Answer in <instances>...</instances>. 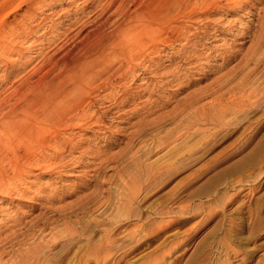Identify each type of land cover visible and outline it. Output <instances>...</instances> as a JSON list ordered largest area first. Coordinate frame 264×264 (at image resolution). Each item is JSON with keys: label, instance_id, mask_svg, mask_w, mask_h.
Returning a JSON list of instances; mask_svg holds the SVG:
<instances>
[{"label": "rangeland", "instance_id": "1", "mask_svg": "<svg viewBox=\"0 0 264 264\" xmlns=\"http://www.w3.org/2000/svg\"><path fill=\"white\" fill-rule=\"evenodd\" d=\"M100 1L102 2H99V5L105 0ZM243 3L245 4L235 0L230 3L231 6L224 5L204 15L202 19L201 16L194 20L178 18L177 22L182 21L186 29L174 28L161 33L159 37L162 42L158 45L151 46L149 42L143 47L130 45V42L125 44L123 51H116L122 55L121 59L116 60L111 55L108 61L111 66L122 64V69L126 71L114 74L113 78L103 83L100 93H91L94 103L90 104V107H83L86 114L83 112L82 119H73L74 123L71 121L68 128L63 127L65 130H62V134L59 130L61 127H57L59 136H64L61 140L58 138L54 143V139L46 141L40 136L41 139H35L36 148L21 145L22 150H32L35 154L31 157L25 155V163L23 158H20L18 168H10L9 171L13 172L14 176L11 173L5 175L7 187L13 186L7 189L15 190L11 191L12 194L9 192V196L0 191V221L5 223L0 222V228L2 225L3 229L9 228L4 230L5 233L12 231L11 227L20 228L15 233L23 232V238L26 236L28 239L30 236L32 240L35 238L36 242H40L41 233L43 240L41 239L40 243L46 241L47 248L43 247L37 259H32L34 264H264V100L259 103L258 108L251 109L242 116L239 112L233 114L230 110L222 116L218 115L216 124L219 126H214L213 123L214 127L211 129L206 128V123L203 122L206 119L203 116L198 123H186L185 119L199 105H209L208 101L213 97L212 91H205L198 105L188 108L177 118L169 120L168 116L160 123L161 126L156 127L158 129L147 125L148 122L168 113V108L172 107L174 101L182 105L184 97L195 88L204 89L210 83L218 82L213 79L214 76L234 66L247 54L245 52L251 41L249 38L252 34L259 33V23L264 22V0H250L242 6ZM99 5L97 0H0V98L11 93L13 84H16L14 81L17 82L36 62L39 63L44 53L53 52L54 46L64 37L63 41L66 37H72L80 22L90 23L98 13ZM92 6L97 9H92ZM77 20L79 21L76 22ZM21 21L28 25L25 24L27 28L24 25L25 30L22 33L18 28L20 33L17 32L18 36L11 39L12 35L16 36L17 33L13 32L17 31ZM36 25L37 30L33 31ZM12 27L15 29L13 32ZM6 31L8 37L3 35ZM9 32L13 34L9 36ZM5 43L16 46L23 50V53L27 51L21 56L22 61L17 58L16 53H5L2 56ZM230 45L232 46L229 47ZM40 50L42 54H39ZM185 50H189L188 54ZM226 50H236L235 53L232 51L231 60L224 58L229 53ZM214 51H218L217 54ZM14 59L17 61L13 65ZM28 59L31 61L26 66L22 65V62ZM143 60H146L145 63ZM198 63L199 65H196ZM19 66H24V70L18 69ZM171 66L174 69H171ZM227 66L228 68H225ZM159 77L167 81L164 79L163 82ZM170 79L174 81H169ZM184 79L188 83L184 82ZM212 86L213 84L210 87ZM149 89L153 91L149 92ZM171 94L176 98L172 99ZM163 96L167 99H163ZM123 98L125 102L121 100ZM108 106L110 107L107 109ZM1 111L5 110L2 108ZM7 116L4 119L9 117ZM29 118H20L19 126H25L26 130L35 128L37 123L28 122ZM139 120L145 125L144 129L137 123ZM224 122L228 126H221ZM171 131L175 133L170 137ZM188 134L192 136L187 137ZM25 137L30 138L29 135ZM67 137L76 145L66 143ZM160 141L164 142L160 144ZM154 144L160 145L157 147ZM55 145H59V148ZM66 148L70 152L66 151ZM41 151L42 155L38 156ZM11 152L7 153L8 158L13 157ZM47 155H50V158ZM53 155L57 159L51 157ZM56 155L60 156V160ZM134 158L139 160L133 161ZM140 163H148L151 174L143 182L139 193H136L131 176L134 177L138 173ZM19 170L21 171L17 172ZM16 172L21 173L22 179H18ZM209 212H212L213 216L206 219ZM2 228L0 230H3ZM53 236L56 239H53Z\"/></svg>", "mask_w": 264, "mask_h": 264}, {"label": "bare ground", "instance_id": "2", "mask_svg": "<svg viewBox=\"0 0 264 264\" xmlns=\"http://www.w3.org/2000/svg\"><path fill=\"white\" fill-rule=\"evenodd\" d=\"M41 1V0H40ZM43 1V0H42ZM47 1V0H46ZM49 1V0H48ZM84 1V0H83ZM96 1V0H95ZM235 0H105L103 3L100 0H97L99 5V11L96 13L95 17L88 23L89 21L80 22V24L77 26V30L75 31L74 35L71 37H66L65 41L64 38L60 43H57L54 46L53 52L51 53H44L42 56V60H40L39 63H35V66L32 67L30 71L25 72V74L22 76V78L18 79V83L15 85L13 84L11 88V93L6 97L0 98V110L2 108L5 111L0 112V191L7 193L9 196V192L14 189H11L9 191V186L7 187L6 184V178L5 175L13 172L9 171L10 168H18V161L20 158L22 159L25 155L27 157H31L34 154L31 151H28L27 149L20 148L21 145H31V147H35V139L40 138V136L44 137V140L51 141L53 140L54 143L58 141V138L61 140L62 135L59 136V132L56 130L57 127H61L60 134H62L63 127H67L70 124V122L73 119H82L83 116V107L88 106L94 103L92 98V92H101V86L103 83L108 82L111 77L117 73L122 74L126 70L122 69V64L111 66V63L108 61L109 57L113 55L116 60H120L119 52L116 53V51H123L125 48L123 47L125 44L130 42V45L137 44L138 46L143 45L146 42H149L151 46H155V44L158 45L159 42H162L161 37L159 35L161 33H165L166 31H170L174 28L178 29L181 27H184L186 29V26L183 24V22H177V19L179 18H188L189 20H194L201 16L204 17L207 14H210L211 12L216 11L217 9L221 8L224 5H230L231 2ZM241 2H245L248 4L250 0H238ZM35 2V1H34ZM94 2V1H93ZM253 3V2H252ZM235 4V2H234ZM85 5V4H84ZM93 5V4H92ZM86 6V5H85ZM231 6V5H230ZM235 6V5H234ZM83 7V6H82ZM228 7V6H227ZM92 9L93 6L91 7ZM243 8V7H242ZM81 9V8H80ZM83 9V8H82ZM97 9V8H96ZM84 10V9H83ZM81 10V11H83ZM243 10V9H242ZM64 11V10H63ZM76 12H79L75 9ZM86 11V8H85ZM32 12V11H31ZM238 13V12H237ZM32 14V13H31ZM35 14V13H34ZM33 15V14H32ZM31 15V17H33ZM51 15V14H50ZM203 15V16H202ZM217 15V14H216ZM26 17V16H24ZM28 17V15H27ZM62 18V17H61ZM76 18H79L76 16ZM24 20V19H23ZM73 20V19H72ZM181 20V19H180ZM185 20V19H184ZM205 20V19H204ZM218 20V19H217ZM50 21V20H49ZM71 21V20H70ZM77 20L76 22H78ZM188 21V20H187ZM22 22V21H21ZM75 22V20L73 21ZM194 22V21H193ZM196 22V21H195ZM70 23V22H69ZM72 23V21H71ZM191 23V22H190ZM211 23V22H208ZM26 24V23H25ZM24 22H22L19 26H17V31H14V27H12L13 33H22V31L25 30L26 25ZM61 24V23H60ZM75 24V23H74ZM25 25V27H24ZM71 25V24H70ZM68 25V26H70ZM229 25V24H228ZM28 26V25H27ZM54 26V25H53ZM253 26V25H252ZM16 27V26H15ZM125 27V29H123ZM208 27V26H207ZM225 27V26H224ZM18 28L20 31H18ZM27 28V27H26ZM259 33L258 34H250L248 37H251L250 44L248 45V48L241 59L238 60V62L234 65L228 68L230 66L228 64V68L226 71H221V73L218 76H214L213 79H217L218 82L216 83H210L207 85V88H195L194 91L190 92L189 95H186L184 97L183 104L175 103L177 101H174L171 108L168 111V113H165L164 115H161L157 120H152L151 122H148L147 125L150 127H158L160 123L165 121L168 116L169 120L177 118L178 115L184 113L188 108L192 107L195 104H199L201 99L204 97L205 91H212L213 97L209 99L208 106L201 104L196 109H194V112L188 116L187 119H185L186 123H198L201 120V116H203L206 120L203 122L206 123V128L211 129L214 126H219L216 124V117L218 115H221L226 113L227 111H233L234 113H238L240 116L246 114L249 112V110L258 108L259 103H261L262 100H264V22L259 23ZM66 29V28H65ZM64 29V30H65ZM69 29V28H68ZM182 29V28H181ZM253 29V27H252ZM251 29V30H252ZM33 31L37 30V25L34 26L32 29ZM72 30V29H71ZM227 30V29H226ZM250 30V31H251ZM67 31V30H66ZM168 31V32H169ZM208 31V30H207ZM247 31V30H246ZM10 33L9 36L13 33ZM249 32V31H248ZM18 33L16 36L12 35L11 39L14 37L16 38L18 36ZM65 33V32H64ZM70 33V32H69ZM73 33V31L71 32ZM176 33V32H175ZM174 33V34H175ZM199 33V32H198ZM8 32L6 31V34H3L4 36H7ZM51 34V33H50ZM187 34V33H186ZM20 35V34H19ZM27 35V33H26ZM163 35V34H162ZM177 35V34H176ZM195 35V34H194ZM200 35V34H199ZM161 36V35H160ZM187 36V35H185ZM193 36V35H192ZM206 38L209 36L206 34ZM8 37V36H7ZM79 37V40H75L74 38ZM163 37V36H162ZM190 37V36H187ZM186 37V38H187ZM210 38V37H209ZM10 39V41H11ZM52 39V38H51ZM78 39V38H77ZM182 39V38H180ZM204 39V38H203ZM248 39V40H249ZM26 40V39H25ZM46 40V39H45ZM49 40V39H48ZM75 40V41H74ZM185 40V39H184ZM202 40V39H201ZM51 41V40H50ZM60 41V40H59ZM9 42V41H8ZM177 42V41H176ZM200 42V41H199ZM185 43V42H184ZM204 43V42H203ZM229 43V42H228ZM3 44V43H2ZM6 44V45H5ZM5 49L3 50L2 56L7 54L16 53L17 58L20 59L21 56L25 53H23L19 48L16 46H10L11 44L5 43ZM8 44V46H7ZM42 44V43H41ZM53 44V43H52ZM193 44V43H192ZM206 44V43H205ZM225 44V43H223ZM16 45V44H15ZM34 45V44H33ZM195 45V43H194ZM22 46V45H21ZM26 46V45H25ZM24 46V47H25ZM29 46V45H28ZM27 46V47H28ZM197 46V45H195ZM224 46V45H223ZM228 46V45H226ZM230 45L229 47H231ZM163 47V46H162ZM182 46V50H183ZM199 47V45H198ZM202 47V46H201ZM31 48V47H30ZM161 48V46H160ZM188 48V47H186ZM225 48V47H224ZM227 48V47H226ZM24 49V48H23ZM159 49V48H158ZM162 49V48H161ZM219 48H216V50ZM230 49V48H229ZM244 49V48H243ZM243 49H241L243 51ZM25 50V49H24ZM135 50V49H134ZM154 50V49H153ZM194 50V49H193ZM192 50V51H193ZM201 50V49H200ZM199 50V51H200ZM225 50V49H224ZM240 50V49H239ZM238 50V51H239ZM41 51V52H40ZM39 51V54L43 53L42 50ZM50 51V50H49ZM187 50H185L186 52ZM189 51V50H188ZM188 51L186 54H188ZM227 51V50H226ZM229 53L226 54L225 59L231 60L230 58L233 56L232 51L228 50ZM227 51V52H228ZM236 51V50H235ZM234 51V53H235ZM215 52V51H214ZM218 52V51H216ZM215 52V54H217ZM221 53V49L219 50ZM223 52V50H222ZM240 52V51H239ZM131 54V52H129ZM178 53V52H177ZM191 53V52H189ZM193 53V52H192ZM195 53V52H194ZM199 53V52H198ZM219 53V54H220ZM4 54V55H3ZM36 54V53H35ZM179 54V53H178ZM183 54V53H182ZM185 54V55H186ZM218 54V55H219ZM132 55V54H131ZM200 55V53H199ZM210 55V54H209ZM221 55V54H220ZM228 55V56H227ZM239 56L241 54H238ZM236 55V56H238ZM10 56V55H9ZM39 56V55H38ZM124 56V55H123ZM182 56V55H180ZM190 56V54H189ZM197 56V55H196ZM235 56V55H234ZM238 56V57H239ZM1 57V56H0ZM188 57V56H187ZM191 57V56H190ZM194 57V56H193ZM207 57V56H206ZM214 57V55L212 56ZM211 57V58H212ZM222 57V56H218ZM23 58V57H22ZM22 58L20 61H22ZM26 58V57H25ZM41 58V57H40ZM199 58V57H198ZM210 58V57H209ZM31 59V58H30ZM28 59L25 62H22V65H25L33 60ZM112 59V58H111ZM215 59V58H214ZM234 59V58H233ZM237 59V58H236ZM38 60V61H39ZM154 60V59H153ZM172 60V59H171ZM186 60V59H185ZM203 60V59H202ZM212 60V59H210ZM17 61V59H16ZM15 59L12 64L14 65L16 63ZM115 61V59L113 60ZM112 61V62H113ZM127 61V59H126ZM144 61V60H143ZM146 61V60H145ZM144 61V63H145ZM148 61V60H147ZM170 61V60H169ZM190 61V60H189ZM188 61V63H189ZM192 61V60H191ZM222 61V60H221ZM124 62V61H123ZM122 62V63H123ZM141 62V61H140ZM179 61H177L178 63ZM230 62V61H229ZM233 62V61H232ZM2 63V62H1ZM142 63V64H144ZM169 63V62H168ZM173 63V62H172ZM171 63V64H172ZM176 63V62H175ZM187 63V62H186ZM11 64V62H10ZM9 64V65H10ZM31 64V63H30ZM37 64V65H36ZM113 64V63H112ZM116 64V63H115ZM133 64V63H132ZM156 64V63H155ZM170 64V63H169ZM8 65V66H9ZM12 65V66H13ZM141 65V64H140ZM173 65V64H172ZM182 65V64H181ZM195 65V64H194ZM196 65H199L196 64ZM207 65V64H206ZM210 65V64H209ZM180 66V64H178ZM213 66V65H211ZM225 66V65H224ZM21 70H24V66H19ZM153 67V66H152ZM166 67V66H165ZM175 67V66H174ZM197 67V66H195ZM203 67V66H201ZM218 67V66H217ZM222 67V66H221ZM10 68V67H9ZM176 68V67H175ZM179 68V67H178ZM185 68V67H184ZM188 68V67H187ZM190 68V67H189ZM193 68V67H192ZM204 68V67H203ZM210 68V67H209ZM215 68V67H214ZM213 68V69H214ZM8 69V68H7ZM148 69V67H147ZM168 69H170L168 67ZM167 69V70H168ZM171 69L172 68L171 66ZM183 69V67H182ZM191 69V68H190ZM197 69V68H196ZM200 69V67L198 68ZM206 69V68H205ZM208 69V68H207ZM217 69V68H215ZM214 69V70H215ZM223 69V68H222ZM221 69V70H222ZM130 70V69H129ZM146 70V69H145ZM150 70V69H149ZM160 70V69H159ZM164 70V69H163ZM162 70V71H163ZM166 70V68H165ZM164 70V71H165ZM186 70V69H185ZM202 70V69H201ZM210 70V69H209ZM212 70V69H211ZM220 70V69H219ZM224 70V69H223ZM133 71V70H132ZM158 71V69H157ZM163 71V72H164ZM169 71V70H168ZM176 71V70H175ZM195 71V70H194ZM193 71V72H194ZM200 71V70H199ZM7 72V71H6ZM128 72V71H127ZM126 72V73H127ZM155 72V71H154ZM167 71H165L166 73ZM177 72V71H176ZM175 72V73H176ZM179 72V70H178ZM183 72V71H182ZM186 72V71H185ZM207 72V71H205ZM220 72V71H218ZM130 74V72H128ZM132 73V72H131ZM140 73V72H139ZM150 73V72H149ZM153 73V72H152ZM159 73V72H158ZM161 73V72H160ZM159 73V74H160ZM174 73V72H173ZM172 73V74H173ZM184 73V72H183ZM195 73V72H194ZM198 73V72H196ZM128 74V75H129ZM133 74V73H132ZM155 74V73H154ZM157 74V73H156ZM171 74V71H170ZM191 74V73H190ZM202 74V73H201ZM198 74V75H201ZM211 74V73H210ZM218 74V73H217ZM7 74H5L6 76ZM126 75V76H128ZM177 75V74H176ZM175 75V76H176ZM185 74H183L184 76ZM216 75V73H215ZM4 76V77H5ZM125 76V77H126ZM160 76V75H159ZM174 76V77H175ZM179 76V75H178ZM177 76V78H178ZM195 76V75H192ZM191 76V77H192ZM206 76V75H205ZM211 76V75H210ZM21 77V76H20ZM134 77V76H133ZM157 77V75H156ZM167 77V75L165 76ZM173 77V76H170ZM169 77V78H170ZM185 77V76H184ZM113 78V77H112ZM130 78V77H129ZM132 78V77H131ZM155 78V77H153ZM158 78V77H157ZM155 78V80L157 79ZM160 78V77H159ZM181 78V77H179ZM190 78V77H189ZM195 78V77H194ZM6 79V77L4 78ZM165 79V78H164ZM163 79V80H164ZM173 79V78H172ZM170 79L169 81H174ZM183 79V77H182ZM186 79V78H185ZM184 79V80H185ZM210 79V78H209ZM212 79V76H211ZM212 79V80H213ZM123 80V79H122ZM121 80V81H122ZM160 80H162L160 78ZM162 80V81H163ZM166 80V79H165ZM164 80V81H165ZM177 80V79H175ZM179 80V79H178ZM188 80V79H187ZM210 80V82L212 81ZM148 81V80H147ZM163 81V82H164ZM167 81V80H166ZM193 81V80H192ZM111 82V81H110ZM126 82V81H125ZM149 82V81H148ZM150 82H152L150 80ZM184 82H187L186 80ZM195 82V81H194ZM159 83V82H156ZM162 83V82H161ZM160 83V84H161ZM171 83V82H170ZM174 83V82H173ZM188 83V82H187ZM193 83V82H192ZM112 84V83H111ZM114 84V83H113ZM117 84V83H115ZM146 84V83H145ZM148 84V83H147ZM178 84V82H177ZM182 84V80H181ZM185 84V83H184ZM207 84V83H206ZM211 84H213L212 87ZM105 85V84H104ZM103 85V86H104ZM122 85V84H121ZM139 85V83H138ZM162 85V84H161ZM179 85V84H178ZM183 85V84H182ZM187 85V84H186ZM192 85V84H191ZM205 85V84H204ZM11 86V85H10ZM112 86V85H111ZM123 86V85H122ZM137 86V85H136ZM146 86V85H145ZM144 86V87H145ZM152 86V84H151ZM150 86V89H151ZM154 86V85H153ZM157 86V85H156ZM173 86V85H172ZM181 86V85H179ZM178 86V87H179ZM203 86V85H202ZM106 87V86H105ZM110 87V86H109ZM108 87V88H109ZM118 86H116L117 88ZM125 87V86H124ZM123 87V88H124ZM130 87V86H129ZM127 87V88H129ZM141 87V86H140ZM143 87V86H142ZM161 87V86H159ZM163 87V85H162ZM176 87V84H175ZM174 87V88H175ZM195 87V86H194ZM193 87V88H194ZM113 88V86H112ZM126 88V89H127ZM137 88V87H136ZM139 88V87H138ZM137 88V89H138ZM154 88V87H153ZM156 88V87H155ZM173 88V87H172ZM177 88V87H176ZM182 88V87H181ZM187 88V87H185ZM192 88V89H193ZM233 88L237 90H233ZM105 89V88H104ZM102 89V91L104 90ZM120 89V88H119ZM149 92H152L150 91ZM183 89V88H182ZM191 89V90H192ZM115 90V89H114ZM147 90V88H146ZM158 90V89H157ZM160 90V89H159ZM164 90V89H163ZM162 90V91H163ZM184 90V89H183ZM111 91V89H110ZM117 91V89H116ZM121 90H119L120 92ZM129 91V90H128ZM135 91V90H134ZM171 91V90H170ZM174 91V90H172ZM176 91V90H175ZM182 91V90H181ZM188 91V90H187ZM7 92V91H6ZM131 92V91H130ZM136 92V91H135ZM139 92V91H138ZM177 92V91H176ZM5 93V91H4ZM116 93V92H115ZM126 93V92H125ZM146 93V92H145ZM164 94V92H162ZM166 93V92H165ZM171 93V92H170ZM175 93V92H174ZM180 93V92H178ZM186 93V92H184ZM184 93L182 95H184ZM204 93V94H203ZM7 94V93H6ZM102 94V93H101ZM110 94V93H109ZM119 94V93H118ZM116 94V95H118ZM124 94V93H123ZM137 94V93H136ZM142 94V93H141ZM161 94V93H160ZM161 94V95H163ZM177 94V93H176ZM96 95V94H95ZM115 95V96H116ZM140 95V94H139ZM160 95V96H161ZM173 95V94H171ZM104 95H102L103 97ZM108 96V95H107ZM120 96V95H119ZM133 97V95H131ZM167 96V95H165ZM106 97V94H105ZM117 97V96H116ZM153 97V96H152ZM170 97V96H169ZM168 97V100H169ZM179 97V96H178ZM96 98V96L94 97ZM107 98V97H106ZM122 98V97H121ZM134 98V97H133ZM149 98V96H148ZM161 98V97H160ZM176 97L173 98L174 99ZM114 99V98H113ZM118 99V98H117ZM132 99V98H131ZM153 99V98H152ZM163 99H167L164 98ZM98 100V99H97ZM96 100V101H97ZM106 100V99H105ZM120 100V99H119ZM124 101V98L121 99ZM147 100V98L145 99ZM149 100V99H148ZM158 100V98H157ZM160 100V99H159ZM176 100V99H175ZM144 100H142L143 102ZM150 101V100H149ZM171 101V98H170ZM104 102V101H103ZM125 102V101H124ZM205 102V101H204ZM207 102V101H206ZM118 103V102H117ZM146 103V101H145ZM149 103V102H148ZM151 103V102H150ZM171 103V102H170ZM96 104V103H95ZM108 104V103H107ZM114 104V103H111ZM116 104V103H115ZM121 104V103H120ZM138 104V103H137ZM140 104V103H139ZM143 104V103H142ZM147 104V103H146ZM145 104V105H146ZM94 105V104H93ZM123 105V104H122ZM121 105V106H122ZM160 105V104H159ZM164 105V104H163ZM147 106V105H146ZM110 106L107 107V109ZM145 107V106H143ZM149 107V106H148ZM164 107V106H162ZM142 108V106L140 107ZM139 108V109H140ZM147 108V107H146ZM135 109V106H134ZM133 109V110H134ZM137 109V108H136ZM89 110V109H88ZM110 110V109H109ZM132 110V111H133ZM151 111V109H149ZM106 111V110H105ZM149 111V112H150ZM165 112V110H163ZM162 111V113H163ZM229 111V112H230ZM158 112V111H155ZM85 113V112H84ZM89 113V112H88ZM96 113V112H95ZM86 114V113H85ZM98 114V113H96ZM145 114V112H144ZM147 114V113H146ZM152 114V113H151ZM159 114V113H158ZM230 114V113H229ZM232 114V115H233ZM8 115L7 119H4V117ZM92 115V114H91ZM143 115V114H142ZM142 115L140 117H142ZM231 115V116H232ZM18 116V117H17ZM27 118L28 122L30 123H37L35 128H29L28 130L24 129L23 126H19L20 118ZM27 116V117H26ZM96 116V115H95ZM126 116V115H125ZM145 116V115H144ZM148 115H146L147 117ZM156 116V115H155ZM154 116V117H155ZM219 116V118L222 119V117ZM228 116V114L226 115ZM225 116V117H226ZM230 116V115H229ZM92 117V116H91ZM94 117V116H93ZM139 117V118H140ZM153 116H151L152 118ZM87 118V117H86ZM99 118V117H98ZM145 118V117H144ZM149 118V119H151ZM203 118V119H204ZM102 119V118H101ZM122 119V118H121ZM141 119V118H140ZM27 120V119H26ZM86 120V119H85ZM90 120V119H89ZM94 120V119H92ZM100 120V118H99ZM142 120V119H141ZM139 120L137 123L142 125V128L144 129L145 125ZM145 120V119H144ZM148 120V118H147ZM168 120V121H169ZM176 120V119H175ZM82 121V120H79ZM78 121V123H79ZM84 121V120H83ZM97 121V120H96ZM146 121V120H145ZM188 121V122H187ZM223 121V120H222ZM73 122V121H72ZM85 122V121H84ZM91 122V121H90ZM95 122V120H94ZM100 122V121H99ZM98 122V123H99ZM174 122V120H173ZM231 122V121H230ZM74 123V122H73ZM88 123V122H87ZM93 123V122H92ZM170 123V122H169ZM208 123V126H207ZM214 123V126L212 127ZM22 124V123H21ZM81 124V123H80ZM97 124V123H96ZM133 124V122L131 123ZM168 125V123H166ZM203 124V123H202ZM221 126L226 125V123H221ZM27 125V124H26ZM75 125V124H73ZM78 125V124H77ZM94 125V124H93ZM165 125V126H167ZM172 125V124H171ZM170 125V126H171ZM196 125V124H195ZM205 125V124H204ZM100 127V125H98ZM97 126V127H98ZM102 126V125H101ZM132 126V125H131ZM161 126V125H160ZM176 126V125H175ZM178 126V125H177ZM187 126V124H186ZM191 126V125H190ZM197 126V125H196ZM220 126V127H221ZM228 126V125H226ZM31 127V126H29ZM81 127V126H80ZM103 127V126H102ZM174 127V126H173ZM201 127V126H200ZM219 127V128H220ZM68 128V127H67ZM83 128V127H82ZM107 128V127H106ZM183 127H181L182 129ZM187 128V127H186ZM185 128V129H186ZM205 127H203L204 129ZM158 129V128H156ZM184 129V130H185ZM200 129V128H199ZM202 129V130H203ZM65 130V129H64ZM67 130V129H66ZM149 130V128H148ZM162 130V129H161ZM180 131V129H178ZM189 130V128L187 129ZM195 130V129H194ZM201 130V129H200ZM205 130V129H204ZM57 131V132H56ZM155 131V130H152ZM159 131V130H158ZM176 131V130H175ZM190 131H192L190 129ZM48 132L50 134L46 135L45 133ZM56 133V134H55ZM154 133V132H153ZM159 133V132H158ZM175 132L171 131V135H173ZM180 133V132H179ZM182 134V133H181ZM25 135H29L30 138L26 139ZM67 135V134H66ZM165 135V133H164ZM177 135V134H176ZM185 135V134H184ZM72 136V135H71ZM71 136H69L71 138ZM159 136V135H158ZM157 136V137H158ZM180 136V135H178ZM192 135L188 134L187 137H191ZM64 137V136H63ZM62 137V138H63ZM147 137V136H146ZM162 137V136H160ZM186 137V138H187ZM73 138V137H72ZM150 138V137H149ZM148 138V139H149ZM163 138V137H162ZM183 138V136H182ZM41 139V138H40ZM157 140V138L155 137ZM169 139V138H168ZM166 139V140H168ZM59 140V141H60ZM66 140V139H63ZM155 140V142H156ZM163 140V139H161ZM143 141V140H142ZM171 141V140H170ZM175 141V140H174ZM61 142V141H60ZM64 142V141H63ZM62 142V143H63ZM66 142V141H65ZM72 143V139H69L67 137L66 143ZM76 142V141H75ZM141 142V141H140ZM162 141H160V144ZM40 143V142H39ZM52 143V142H51ZM52 143V144H54ZM151 143V142H150ZM158 143V142H156ZM48 144V143H46ZM50 144V142H49ZM58 144V143H57ZM56 144V145H57ZM73 144V143H72ZM71 144V145H72ZM75 144V143H74ZM73 144V145H74ZM158 144V146L160 145ZM40 145V144H39ZM55 145V147H56ZM60 145V143H59ZM59 145L57 146L59 148ZM69 145V144H68ZM76 145V144H75ZM80 145V144H79ZM155 145V144H154ZM168 145V144H167ZM48 146V145H46ZM66 146V145H65ZM157 146V144L155 145ZM157 146V147H158ZM177 146V145H176ZM17 147V148H15ZM44 147V145H43ZM56 147V148H57ZM61 147V146H60ZM63 147V146H62ZM61 147V148H62ZM74 148V146H72ZM54 148V145H53ZM57 148V149H58ZM70 150L71 147H68ZM156 148V147H155ZM29 149V148H28ZM40 149V148H38ZM46 149V148H45ZM55 149V148H54ZM66 151H69L70 150ZM56 150V149H55ZM54 150V151H55ZM9 151L13 152V157L8 158L7 153ZM36 151V150H35ZM39 151V150H38ZM65 151V150H64ZM65 151V152H66ZM104 151V150H103ZM11 152V153H12ZM62 152V151H61ZM64 152V154H65ZM130 152V151H129ZM40 153V154H39ZM51 153V152H50ZM53 153V152H52ZM55 153V152H54ZM131 153V152H130ZM37 154V153H36ZM38 156L42 155V151L38 152ZM44 154V152H43ZM104 154V153H103ZM147 154V153H146ZM55 155V154H54ZM51 157H55V156ZM62 155V154H61ZM37 156V157H38ZM48 158H50V155ZM59 156V155H56ZM66 156V155H65ZM43 158L45 156H42ZM130 157V156H129ZM34 158V157H33ZM46 158V157H45ZM44 158V159H45ZM56 158V157H55ZM60 160V156L58 157ZM133 158V157H132ZM38 159V158H37ZM57 159V158H56ZM64 159V158H63ZM61 159V160H63ZM30 160V159H29ZM36 160V158L34 159ZM32 160V161H34ZM43 160V159H41ZM139 160L138 158H134L133 161ZM24 161V158H23ZM28 161V160H27ZM31 161V162H32ZM38 161V160H37ZM44 161V160H43ZM22 162V161H21ZM30 162V161H29ZM40 162V160H39ZM60 162V161H59ZM25 163V161L23 162ZM37 163V162H36ZM34 164V163H32ZM55 164V163H54ZM63 164V163H62ZM148 164V163H147ZM143 165L140 163L138 169V173L135 174V176H131V182L133 183L134 191L136 190V193H139L140 187L143 185V182L149 178V172L148 169H150L149 165ZM25 165V164H24ZM136 165V164H135ZM137 167V166H136ZM171 167V166H170ZM21 168V167H20ZM27 169V168H26ZM43 169V168H42ZM16 170V169H15ZM21 170L17 171L20 172ZM27 171V170H25ZM157 171V170H156ZM15 173L17 175L18 179H22L21 173ZM24 172V171H23ZM28 172V171H27ZM26 172V173H27ZM26 173H24L26 175ZM30 173V172H29ZM155 175V174H154ZM14 176V175H13ZM7 177V176H6ZM12 177V176H11ZM17 177H14L15 179ZM10 179L9 176L7 178ZM129 179V178H128ZM18 180V182H19ZM13 181V180H11ZM22 181V180H21ZM20 181V182H21ZM148 182V181H147ZM9 183V182H8ZM14 183V182H13ZM12 183V184H13ZM131 183V186H132ZM146 183V182H145ZM10 184V183H9ZM15 185V184H13ZM17 186V185H16ZM18 187V186H17ZM20 187V186H19ZM18 189V188H17ZM21 189V187H20ZM19 189V191H20ZM15 190V189H14ZM22 190V189H21ZM17 191V190H16ZM26 191V190H25ZM138 191V192H137ZM22 192V191H20ZM1 193V192H0ZM25 194V192H23ZM23 193L21 195H23ZM134 193V192H133ZM12 194V193H11ZM15 194V193H14ZM13 194V195H14ZM19 194V193H18ZM20 195V197H21ZM49 195V194H48ZM19 196V195H18ZM24 196V195H23ZM26 196V195H25ZM28 196V195H27ZM5 197V196H4ZM238 208V207H237ZM213 212V210H212ZM209 212V214L206 216V219L213 216V213ZM215 212V210H214ZM189 213V212H188ZM14 219V218H13ZM12 220V219H11ZM15 222L14 220H12ZM1 222V221H0ZM5 222V221H4ZM2 223V222H1ZM27 223V222H26ZM5 224V223H2ZM10 224H12L10 222ZM14 224V223H13ZM17 224V222H16ZM15 224V225H16ZM25 224V223H24ZM7 225V221H6ZM9 225V224H8ZM23 225V224H21ZM4 225H2L3 227ZM17 226V225H16ZM29 226V225H28ZM65 226V225H64ZM67 226H69L67 224ZM65 227L68 229V227ZM241 226V225H240ZM243 226V225H242ZM1 227V228H2ZM6 227V226H5ZM18 227V226H17ZM24 227V226H23ZM22 227V228H23ZM73 227V226H72ZM0 228V229H1ZM7 228V227H6ZM0 230V264H31L35 263L32 262V259L39 255L41 251L43 250V247H46L45 244L46 241L41 242V239L43 238L40 233V242L34 241L30 237L27 239L23 238V230L22 233H15L19 229L17 228H10L12 231L5 233L4 230ZM71 228V227H70ZM239 228V227H238ZM9 228H7L8 230ZM66 229V231H67ZM29 229L27 228V231ZM72 230V228H71ZM237 230V229H236ZM26 231V232H27ZM31 231V230H30ZM37 232V231H36ZM42 232V231H41ZM84 232V231H83ZM28 233V232H27ZM26 233V234H27ZM44 233V232H43ZM31 234V233H30ZM29 234V235H30ZM35 234V233H33ZM46 234V233H45ZM60 235V234H59ZM28 236V235H27ZM58 237V236H57ZM53 239L54 236L52 237ZM49 239V238H46ZM45 239V240H46ZM43 240V239H42ZM50 241V240H49ZM54 241V240H53ZM49 243V242H48ZM52 245V243H51ZM49 246V245H48ZM47 248V247H46ZM225 256L227 257V250L225 251ZM40 258V257H39ZM39 262V261H38Z\"/></svg>", "mask_w": 264, "mask_h": 264}]
</instances>
